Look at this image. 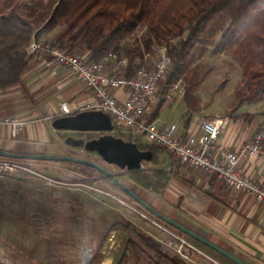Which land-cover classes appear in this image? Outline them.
<instances>
[{
	"label": "trees",
	"instance_id": "16d2710c",
	"mask_svg": "<svg viewBox=\"0 0 264 264\" xmlns=\"http://www.w3.org/2000/svg\"><path fill=\"white\" fill-rule=\"evenodd\" d=\"M61 28L62 33L52 42L54 46L92 62H99L113 53L127 58L132 70L141 67L145 56L154 54L155 48L166 47L172 65L163 83L161 100L153 119L164 106L169 86L178 83L184 89L187 83L184 99L192 112L199 111L191 98L195 85L188 81L187 76L199 56L216 45L218 36V47L222 52H238L245 47L253 58L246 66L245 79L236 90L234 111L246 104L264 101V0H0V93L22 85L34 57L27 52L32 40H44ZM142 28L149 33L147 39L141 43L138 39L132 42ZM240 119L251 122L255 116L235 117V120ZM88 137V141L99 138L94 134ZM115 137L136 144L142 152L152 153L149 165L156 171L150 173L149 168L131 174L128 179L143 191L160 195L168 184V177L159 169L163 163L161 158L167 156L172 159V156L169 157L160 146L142 145L141 139H126L122 135ZM63 164L81 180L97 182L101 179L112 184L96 170ZM121 193V197L146 211ZM29 208L34 217L48 222L49 214L39 205L33 203ZM187 238L214 258L225 259ZM134 254L140 264H189L178 257L168 256L154 239L145 236H140L138 241L127 239L123 258L126 260Z\"/></svg>",
	"mask_w": 264,
	"mask_h": 264
},
{
	"label": "crops",
	"instance_id": "0c3cea01",
	"mask_svg": "<svg viewBox=\"0 0 264 264\" xmlns=\"http://www.w3.org/2000/svg\"><path fill=\"white\" fill-rule=\"evenodd\" d=\"M60 34L54 35L50 40L55 41ZM116 94L121 100L127 99L125 91H117ZM171 95V100L165 101L163 108L155 118L157 126L159 128L176 126L184 138L198 132L199 127L196 128L197 130L191 128V120L183 108L184 95L178 92H172ZM91 99V92L78 83L67 70L59 68L44 57L34 56L23 77L22 85L14 90L0 93V151L46 155L40 144L50 147L60 146L59 136L65 133L58 132L52 127L61 104L67 103L72 113H79ZM235 117L240 116L232 117L231 123H222V135L225 138L220 142L222 147L234 151L240 149L258 133V124L255 119L247 122L244 119L235 120ZM7 118L25 123L17 139L12 138L11 127L4 123ZM148 144L150 143L146 145ZM161 160L163 163L159 169L168 177V184L160 195L145 192L130 182L128 178L133 173L128 174L127 181L122 180L119 175L118 177L122 183L137 192L143 200L166 217L246 264H264V205L257 203L251 196L229 189L223 181L216 177L207 176L196 169L190 170L167 156L162 157ZM240 167L253 182L264 187L263 161L242 159ZM155 171L150 168L148 172ZM77 176L80 178L79 175ZM97 182L105 184L104 187L108 191L122 195L121 191L112 184L104 183L101 179ZM76 198L80 202L78 205L80 210H83L85 204L92 206L90 209L88 207L87 211L94 213L99 210L110 213L108 209L102 208L104 205L109 206V202L116 204L123 217L118 218L114 223H120L122 226L125 223V227L130 230L132 227L130 225L133 223L141 231V233H135L131 230L132 235L128 239L138 241L140 236L150 237L161 246L165 254L174 257L171 251L159 243V241H166V236L162 232L144 228L143 223L137 217L116 202L95 194L87 196L77 194ZM82 201H87V203ZM39 207L49 214L48 219L50 220L52 215L47 207L42 204ZM216 259L220 264H229L222 259Z\"/></svg>",
	"mask_w": 264,
	"mask_h": 264
},
{
	"label": "rangeland",
	"instance_id": "374dc122",
	"mask_svg": "<svg viewBox=\"0 0 264 264\" xmlns=\"http://www.w3.org/2000/svg\"><path fill=\"white\" fill-rule=\"evenodd\" d=\"M62 31V28L56 30L52 36L45 37L44 41L52 43L50 39ZM148 36L147 29L142 28L135 34L132 42L138 39L141 43ZM219 41L220 36L217 37L215 46L199 56L187 76L188 81L195 85L191 92L192 102L199 108V111L192 112L184 99L183 108L191 120V128L197 130L202 120L231 123L234 116L254 115L258 124L257 132H260L264 130V101L246 104L240 110L234 111L237 102L236 90L245 79L246 66L253 58L245 47L240 48L238 52H222L218 47ZM155 59L157 56L154 55L151 65H154ZM187 86L186 83L185 87ZM88 135L64 133L59 136L60 146H40L46 155L92 161L127 181L128 172L107 166L97 155L73 149L64 143L69 137L88 141ZM112 135H122L128 139V136L119 131ZM224 138L221 134L219 143ZM140 142L142 145L148 143L147 139ZM172 160L174 161L173 157ZM16 163L67 186L89 182L78 178L75 172L63 164L42 161ZM149 167L151 166L146 163L145 169ZM99 185L103 187L105 184ZM67 186L49 184L32 174L0 178V264H82L84 255L87 257V264H140L136 254L129 255L126 260L123 258L126 241L132 235L130 231L141 233L136 224L130 223V230L125 227V223L123 226L114 223L123 215L119 212L120 208L112 202L102 208L108 209L110 213L102 210L97 213L87 211V208L92 206L85 204L83 210H80L76 195L87 196L91 193ZM33 203L47 207L52 215L48 223L30 213L29 207ZM223 260L234 264L227 259Z\"/></svg>",
	"mask_w": 264,
	"mask_h": 264
},
{
	"label": "built area",
	"instance_id": "2783aa9c",
	"mask_svg": "<svg viewBox=\"0 0 264 264\" xmlns=\"http://www.w3.org/2000/svg\"><path fill=\"white\" fill-rule=\"evenodd\" d=\"M31 56L50 59L59 68L67 70L70 75L92 94L91 101L80 112L99 111L108 114L114 125V132L125 134L134 139H147L150 144L162 147L175 161L190 169L202 171L205 175L216 177L235 192L251 196L257 203L264 205V187L253 182L240 167L242 159L264 162V130L238 150L224 148L219 143L222 134L220 120H204L199 131L184 138L176 126L159 128L153 119L164 82L172 65L166 47L155 48L154 54H147L141 67L130 69L127 58L110 53L99 62H92L84 56L73 54L54 46L44 40L33 39L27 48ZM157 56L151 65L153 56ZM166 101L171 100V93L185 94L181 83L169 86ZM117 91L127 92V99L117 97ZM69 105L60 106L57 118L74 115ZM4 123L12 129L11 136L17 139L25 123L12 118ZM21 174H32L44 179L49 184L67 186L38 175L14 161L0 159V178L19 177ZM67 187L103 196L116 202L123 209L137 217L144 228L162 232L166 241H159L174 257L189 264H220L186 236L161 222L150 213L140 209L131 201L101 187L96 181L74 183Z\"/></svg>",
	"mask_w": 264,
	"mask_h": 264
},
{
	"label": "water",
	"instance_id": "95a60500",
	"mask_svg": "<svg viewBox=\"0 0 264 264\" xmlns=\"http://www.w3.org/2000/svg\"><path fill=\"white\" fill-rule=\"evenodd\" d=\"M52 127L58 132L74 133V134H102L98 139L87 141L85 139L67 138L64 143L73 149H82L89 154L97 155L101 161L110 167H116L120 171L128 173H138L145 169L146 163H151L153 157L151 152H142L134 143L125 142L122 139L112 135L114 125L111 117L99 111H85L74 115L57 118L53 121ZM0 158L8 160L22 161H42L71 163L82 165L104 175L115 187L130 197L134 202L144 208L152 216L181 232L185 236L200 243L201 245L211 249L234 264H246L239 258L216 246L215 244L200 237L183 225L173 221L172 219L161 214L143 200L135 191L120 181V178L112 174L105 167L92 161L77 159L71 157H60L54 155H26L14 154L6 151H0ZM82 264H87V257L84 255Z\"/></svg>",
	"mask_w": 264,
	"mask_h": 264
}]
</instances>
